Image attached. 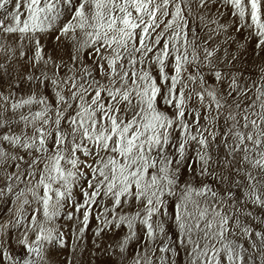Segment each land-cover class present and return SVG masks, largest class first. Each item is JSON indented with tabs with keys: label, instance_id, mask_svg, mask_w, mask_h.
I'll return each instance as SVG.
<instances>
[{
	"label": "snow or ice",
	"instance_id": "snow-or-ice-1",
	"mask_svg": "<svg viewBox=\"0 0 264 264\" xmlns=\"http://www.w3.org/2000/svg\"><path fill=\"white\" fill-rule=\"evenodd\" d=\"M96 262L264 264V0H0V264Z\"/></svg>",
	"mask_w": 264,
	"mask_h": 264
},
{
	"label": "rangeland",
	"instance_id": "rangeland-1",
	"mask_svg": "<svg viewBox=\"0 0 264 264\" xmlns=\"http://www.w3.org/2000/svg\"><path fill=\"white\" fill-rule=\"evenodd\" d=\"M249 67H252L253 70H255L254 66L252 65H249ZM96 264H98V262H96Z\"/></svg>",
	"mask_w": 264,
	"mask_h": 264
}]
</instances>
